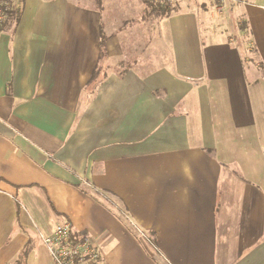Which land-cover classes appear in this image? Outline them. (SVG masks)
<instances>
[{"label":"crops","instance_id":"1","mask_svg":"<svg viewBox=\"0 0 264 264\" xmlns=\"http://www.w3.org/2000/svg\"><path fill=\"white\" fill-rule=\"evenodd\" d=\"M124 2L23 0L0 33V264H49L62 222L98 264H264V0Z\"/></svg>","mask_w":264,"mask_h":264},{"label":"built area","instance_id":"2","mask_svg":"<svg viewBox=\"0 0 264 264\" xmlns=\"http://www.w3.org/2000/svg\"><path fill=\"white\" fill-rule=\"evenodd\" d=\"M161 4L172 5L174 0H155ZM245 0H210L212 3L211 15L215 19H224L233 8ZM7 4L0 6V25L6 20ZM50 255L49 264H98L101 260L100 246L94 239L74 240L72 225L62 222L54 232L42 238Z\"/></svg>","mask_w":264,"mask_h":264},{"label":"trees","instance_id":"3","mask_svg":"<svg viewBox=\"0 0 264 264\" xmlns=\"http://www.w3.org/2000/svg\"><path fill=\"white\" fill-rule=\"evenodd\" d=\"M145 8L143 9L142 14L144 18H167L171 16L173 13L177 12L169 3L161 4L155 0H143ZM7 4V9L5 10V14L7 16L6 20L0 25V33L5 31L6 28L9 29L13 25H17L20 20V16L22 13V5L23 0H17V2L12 1H2L0 0V6ZM104 37L102 38L101 45L104 44ZM102 67L93 75V78H96L98 74L102 71ZM31 246L27 245L19 254L14 264H26V260L28 255L31 252Z\"/></svg>","mask_w":264,"mask_h":264},{"label":"rangeland","instance_id":"4","mask_svg":"<svg viewBox=\"0 0 264 264\" xmlns=\"http://www.w3.org/2000/svg\"><path fill=\"white\" fill-rule=\"evenodd\" d=\"M100 1V0H99ZM112 1V0H108ZM92 4L91 7H96L98 10V5L96 3V0H91ZM114 2V1H113ZM122 1H120L121 3ZM110 3V2H109ZM176 11L178 10H204L211 7L210 0H174V3L171 5ZM123 7H125L126 12H132V14L140 15L142 13V10L145 8L143 0H125L123 3ZM110 13V12H109ZM108 13V14H109ZM142 16V15H141ZM144 17V15H143ZM142 18V17H141ZM140 19V16H139ZM147 23L145 26L149 27V23L151 22V19H146ZM155 21L154 19H152ZM142 22V21H141Z\"/></svg>","mask_w":264,"mask_h":264}]
</instances>
